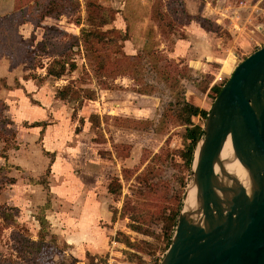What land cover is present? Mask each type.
Masks as SVG:
<instances>
[{"label": "rangeland", "instance_id": "374dc122", "mask_svg": "<svg viewBox=\"0 0 264 264\" xmlns=\"http://www.w3.org/2000/svg\"><path fill=\"white\" fill-rule=\"evenodd\" d=\"M54 1L62 15L43 25L80 35L93 28V5L102 6L117 11L113 27L130 40L122 50L76 47L64 58L67 74L45 78L25 52L38 49L45 66L67 52L66 35L35 25ZM197 17L217 31L206 38L214 57L188 65L171 52L187 27L200 36ZM263 46L264 0H0V264H160L172 239L168 218L192 182L178 111L189 103L209 112L220 80ZM123 55L135 73L98 84L89 63L120 60L121 69ZM72 82L96 100H60ZM118 182L121 193H110Z\"/></svg>", "mask_w": 264, "mask_h": 264}, {"label": "water", "instance_id": "95a60500", "mask_svg": "<svg viewBox=\"0 0 264 264\" xmlns=\"http://www.w3.org/2000/svg\"><path fill=\"white\" fill-rule=\"evenodd\" d=\"M230 141L233 156H222ZM238 161L245 177L228 170ZM192 182L160 264H264V46L207 114Z\"/></svg>", "mask_w": 264, "mask_h": 264}, {"label": "trees", "instance_id": "16d2710c", "mask_svg": "<svg viewBox=\"0 0 264 264\" xmlns=\"http://www.w3.org/2000/svg\"><path fill=\"white\" fill-rule=\"evenodd\" d=\"M58 1H64V0H58ZM58 2L54 1L51 3H48L47 6L43 9L42 12H40L39 21L35 24L37 27H43L48 30L52 31H60V34L66 35V37L70 41V45L66 47L67 52H61L59 56L50 57L52 58L51 62H49L48 66H45V64H42L39 62L37 64L36 58H37V52L38 49H30L28 52H25L26 57L31 61V69H37L42 68L47 70V74L45 78H52L54 80H60L63 76L67 74V62L64 58H68V55L75 52H68L70 50L75 49L76 47L79 49L80 47L84 46L85 49H108V50H122L124 48V45L127 41L130 40V36L128 33V30L122 31L119 29H116L113 27V22L116 20V14L117 11L113 8H105L102 6H94L93 10L89 11V16L87 22L89 23V26L93 28H82L80 35L76 34H68L65 31L48 27L43 25V22L47 18H58L61 14L60 11L57 10ZM185 7H183L184 9ZM182 9V10H183ZM57 10V11H56ZM189 16V15H187ZM196 20L200 23L201 27L205 29L208 32H217L216 30L212 29L208 24L207 20H205L202 17H197ZM190 24V23H189ZM170 25L173 27L174 24L170 23ZM96 27V28H94ZM106 29V30H104ZM185 37L181 38L184 39ZM33 36V40H34ZM39 45H44V43H40ZM43 47V48H44ZM146 55H149L150 52H145ZM123 59L121 62H124L125 66L120 69V60H115L111 62L110 64L107 62H95V63H89L90 69L92 70L93 74L97 77V83L98 84H105V81L103 80L104 77H106L109 73H116L117 76L120 75H127L131 73H135L136 68L138 65L132 61V57H127L126 55H123ZM76 69V64L72 63L70 70ZM228 73L230 74L232 72V67L227 69ZM37 77L36 75L33 76L35 79ZM44 78H42L43 80ZM5 88H7V85H4ZM106 89H111V87H107ZM217 95L220 93L221 89H217ZM58 98L60 100H69V101H79L82 97H86L88 100L95 101L96 100V92L91 89H85V88H79L76 86L75 82H72L66 86H64L62 89L58 92ZM208 112L201 110L199 107L194 106L192 104L186 103L183 104V107L178 111L177 115V121L186 127V132L184 134V140L187 141L188 144L186 146V153L184 154V157L187 160L188 166L192 167L193 161H194V155L197 148V145L203 135V128L194 126L193 125V119L197 116H203L204 118L207 117ZM95 117V116H94ZM98 120V118H96ZM35 126H39L36 124ZM109 192L112 194H120L121 193V184L118 183H111L108 187ZM47 206H44L42 210H45ZM44 212V211H42ZM4 216V214H3ZM178 216L177 214L168 218V228H167V234H168V242L169 239L172 238L176 223H177ZM37 221L39 222L41 226V239H44L46 234V224L49 223L47 220V217L43 214L42 216L37 218ZM13 224V223H12ZM134 230H140L138 226H132ZM170 227V228H169ZM172 234V236H170ZM53 238V236H52ZM54 239V238H53ZM42 242V241H41ZM170 243H168L169 247ZM43 250V249H42Z\"/></svg>", "mask_w": 264, "mask_h": 264}, {"label": "crops", "instance_id": "0c3cea01", "mask_svg": "<svg viewBox=\"0 0 264 264\" xmlns=\"http://www.w3.org/2000/svg\"><path fill=\"white\" fill-rule=\"evenodd\" d=\"M191 28L192 27H187V32H186V37L184 39H180V40H176L175 43V48L174 51L171 52V55L174 56L175 58L177 57H181V58H185L188 59L187 64L191 65L190 63H197L200 62L199 60L203 57H206L207 59L211 57H214L213 53V45H209L206 42V38L211 39V33L206 30H204L203 28H199L198 26H195L194 28L196 29L197 33H201L200 36H197V38H193V35L191 33ZM201 35H203V37L201 38ZM200 45V47L198 49H194L193 50V46L195 44ZM219 44V43H218ZM217 44V45H218ZM191 48V49H190ZM178 50L182 51V52H177ZM196 50V52H195ZM198 51V52H197ZM108 90V89H107Z\"/></svg>", "mask_w": 264, "mask_h": 264}, {"label": "bare ground", "instance_id": "6f19581e", "mask_svg": "<svg viewBox=\"0 0 264 264\" xmlns=\"http://www.w3.org/2000/svg\"><path fill=\"white\" fill-rule=\"evenodd\" d=\"M222 156L224 159L230 160L232 158L233 152H232V146H231L230 141L226 144V146L223 150ZM227 168L230 172H233L234 174L238 175L239 177H241V178L245 177V173H244V171H243V169H242V167L238 161L229 164Z\"/></svg>", "mask_w": 264, "mask_h": 264}, {"label": "built area", "instance_id": "2783aa9c", "mask_svg": "<svg viewBox=\"0 0 264 264\" xmlns=\"http://www.w3.org/2000/svg\"><path fill=\"white\" fill-rule=\"evenodd\" d=\"M220 82H221V84H222V86H223V85H224V80L221 79Z\"/></svg>", "mask_w": 264, "mask_h": 264}]
</instances>
